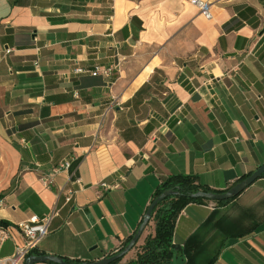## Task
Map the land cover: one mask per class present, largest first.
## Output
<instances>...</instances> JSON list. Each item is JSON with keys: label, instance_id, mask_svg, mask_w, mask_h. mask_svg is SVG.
<instances>
[{"label": "crops", "instance_id": "crops-1", "mask_svg": "<svg viewBox=\"0 0 264 264\" xmlns=\"http://www.w3.org/2000/svg\"><path fill=\"white\" fill-rule=\"evenodd\" d=\"M202 1L209 20L189 0H0V259L22 245L17 224L56 208L36 250L96 262L170 175L224 191L264 163V0ZM240 220L261 223L226 232ZM153 233L148 222L119 264ZM173 244L171 264H264V177L225 206H186Z\"/></svg>", "mask_w": 264, "mask_h": 264}, {"label": "trees", "instance_id": "trees-1", "mask_svg": "<svg viewBox=\"0 0 264 264\" xmlns=\"http://www.w3.org/2000/svg\"><path fill=\"white\" fill-rule=\"evenodd\" d=\"M250 174L242 177L237 182L242 179L248 177ZM264 177V173L260 178ZM165 191H171L175 193L172 196L165 198L163 201L158 203L154 210L152 211L151 218L149 222H152L154 225V233L145 238L142 246L137 248V252L135 258L132 261H129L125 264H171L175 253L178 251L175 245L173 244V234L175 222L180 214V212L189 204H200L209 202L205 199H193L191 198V194H195L197 192H223V191H215L208 188L206 185H203L199 182L196 176L192 175H183V174H173L161 181L156 189L154 190L151 202L162 194ZM237 197L231 200L217 201L213 202L217 207H222L232 202ZM243 218V212L239 215V219ZM220 221V220H219ZM261 223V221H257L251 225H237L236 227H229L225 225L224 228L226 232H231L232 235H236L237 237H242L252 233L256 227ZM234 222V226H235ZM232 226V225H231ZM238 227V229H237ZM132 236L128 238L125 243L122 245L120 252L131 240ZM133 248H136L135 246ZM117 252V253H118ZM184 253L188 255V247L185 245L183 250ZM116 254V253H115ZM39 256L42 255L36 249L32 250L29 256ZM114 255V254H112ZM109 255L108 257L112 256ZM123 258L118 259L117 261L111 264H119ZM67 264H82L83 262L72 261L66 258L63 259ZM212 260H210L207 264H211ZM52 264V263H48ZM91 264V263H87Z\"/></svg>", "mask_w": 264, "mask_h": 264}, {"label": "built area", "instance_id": "built-area-1", "mask_svg": "<svg viewBox=\"0 0 264 264\" xmlns=\"http://www.w3.org/2000/svg\"><path fill=\"white\" fill-rule=\"evenodd\" d=\"M189 3L196 6L199 11L202 13L205 19L209 20L211 18V14L209 12V4L202 0H189ZM9 51L7 50L6 53ZM75 74H89L92 77H96L98 75H102L104 77H108L111 73L110 69L101 70L99 67H94L92 69L89 68H81L77 67L74 69ZM70 167V162L64 161L61 162L50 169V171L46 174H43L40 177L41 185L48 189L52 184L54 177H56L60 173L67 172ZM71 181V178H69ZM75 183H80L79 179H75ZM101 187L104 189H115L118 186L113 185L110 186L104 182H102ZM74 191L67 189L66 196L64 199L65 204H69L73 198ZM57 215V209L53 208L47 215L37 216L32 215L26 221L17 224V230L22 239V245L16 246L14 253L12 256L8 258L0 259V264H23L24 260L28 257L29 253L36 249L39 243L48 235L50 224L53 218ZM10 238V232L7 227L0 226V243L8 240Z\"/></svg>", "mask_w": 264, "mask_h": 264}, {"label": "water", "instance_id": "water-1", "mask_svg": "<svg viewBox=\"0 0 264 264\" xmlns=\"http://www.w3.org/2000/svg\"><path fill=\"white\" fill-rule=\"evenodd\" d=\"M264 173V163L259 166L256 170H254L250 175L244 179H242L239 182H236L223 192H209V193H204V192H197L195 194H191V198L193 199H205L210 202H217V201H224V200H231L235 197H238L243 191H245L248 187H250L255 181L260 179L262 174ZM175 193L171 191H165L162 194H160L158 197H156L148 206L143 218L142 222L137 228L136 232L133 234L131 240L129 243L118 253L106 257L103 259H100L96 262H93L91 264H111L118 259L123 258L129 251L133 249V247L137 244L140 236L142 235L145 227L147 226L150 218L152 211L156 207L158 203L163 201L165 198L174 195ZM37 263H52V264H67L63 258L59 256H52V255H39V256H29L24 260L23 264H37ZM82 264H87L83 262Z\"/></svg>", "mask_w": 264, "mask_h": 264}]
</instances>
